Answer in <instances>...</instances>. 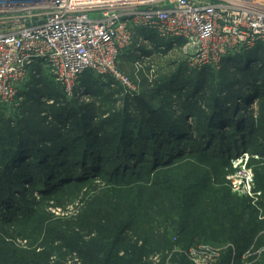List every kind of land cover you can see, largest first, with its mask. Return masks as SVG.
Segmentation results:
<instances>
[{"label":"trees","instance_id":"trees-1","mask_svg":"<svg viewBox=\"0 0 264 264\" xmlns=\"http://www.w3.org/2000/svg\"><path fill=\"white\" fill-rule=\"evenodd\" d=\"M141 35L158 44L164 41L149 33ZM173 43L170 41L168 48ZM251 62L256 66L248 68ZM184 68L169 78L171 85L165 88L169 94L162 96L157 106L150 102L155 96L147 95L150 100L145 101L135 95L128 102V93L121 111L104 109L94 101L62 104L56 100L52 105L45 104V97L59 99L60 94L51 90L49 80L33 76L32 88L19 93L24 101L18 113L5 119L0 112V121L5 125V138L0 145V250L6 248L7 251L2 250L11 259L5 264H50L52 250L41 255V262L34 253L28 254L29 258L25 253L19 255L5 239L12 235L6 232L11 228L23 237H33L35 233L41 237V232L53 225L59 226L57 233H61L56 237L68 247L82 248L84 264H145L149 240L137 238V232L134 236L128 234L133 224L146 225L142 214L145 215L144 206L152 192L172 200L163 213L165 221L175 227L168 235L180 238L198 205L202 210L195 216V223L209 212L221 215L224 206L232 214L228 219L233 226L231 236L239 232L235 236L237 246L245 247L248 240L243 242L244 239L262 232L258 241L264 246V227L256 210L247 199L212 185L221 187L227 181L221 175L219 183L213 182L221 164L211 162L214 159L227 166L232 158L249 151L257 138L264 145V119H254L264 107V46L227 56L219 69L207 67L195 71L192 78L185 75L187 67ZM32 69L36 75L44 70L40 65ZM212 74L221 77L218 88L213 85L214 80L208 82ZM101 78L85 73L76 93L86 91L94 99L101 97ZM177 91L178 103L184 106L180 116L171 110L170 94ZM196 92H200L199 96H194ZM251 101L256 106L255 116H238L239 107L247 109ZM196 117L200 121L194 123ZM228 128L231 130L225 131ZM29 158L34 160L28 161ZM185 165L187 171H183ZM263 169L258 166L255 171L264 182ZM77 187L87 188V194L92 196L78 223L54 222L47 212L49 202ZM262 187L264 190V184ZM209 200L217 202L216 209L211 208ZM227 213L223 212L225 219ZM245 216H250L254 225L245 222L243 230ZM236 219L241 228L236 226ZM199 230L205 243L217 242L211 222ZM81 231H87V235ZM52 233L49 231V236ZM87 236L92 238L87 241ZM227 260L226 257L224 263Z\"/></svg>","mask_w":264,"mask_h":264},{"label":"built area","instance_id":"built-area-1","mask_svg":"<svg viewBox=\"0 0 264 264\" xmlns=\"http://www.w3.org/2000/svg\"><path fill=\"white\" fill-rule=\"evenodd\" d=\"M263 27L264 0H0V102H15L36 65L68 97L81 94L87 72L119 80L133 94L118 66L137 39L139 47L150 43L141 34L173 41L200 72L264 46ZM248 160L246 153L238 159L232 189L255 198Z\"/></svg>","mask_w":264,"mask_h":264},{"label":"rangeland","instance_id":"rangeland-1","mask_svg":"<svg viewBox=\"0 0 264 264\" xmlns=\"http://www.w3.org/2000/svg\"><path fill=\"white\" fill-rule=\"evenodd\" d=\"M138 43H140V41L137 39L135 41L136 45L133 46L131 50H129V52L121 58L120 64L118 66L119 72L130 80V83L132 84L131 89L134 90L132 91L133 94H130L131 96H129L130 98L127 101L132 102V98H134L135 95V97L141 96L143 100L148 101L150 98H148L147 95H151L155 96L156 99H151L150 102L153 103V106H157L160 98L169 94L165 88L171 85L169 78L172 77V75L185 70L184 66L187 67V72L185 75L189 78L194 77L195 71L189 68V65L186 61V56L181 48L174 47L175 44L168 48L170 41H162L161 44L150 41L148 45L142 44L140 47L137 45ZM254 66H256V63L251 62L249 63L248 68H253ZM213 69L217 70L218 68ZM33 76L49 80L48 84L51 90L60 94L59 99L49 98L48 96L43 99L42 102L51 105L56 100L62 104L64 101V104H70L76 100L81 104L94 101L97 106H102L104 109L109 108L111 110L121 111L125 106L124 102H126L125 96L127 93L125 90L129 89L119 80L112 79L113 81L110 82V79L107 80V78H101L99 80L100 84L98 83V87L102 90L101 97L94 99L90 93L85 91L84 93L81 92L79 95L76 94L74 97H68L65 95L64 98L63 95L65 92H62L64 89L58 83H56L51 72L44 68L42 73L38 75H36V72L32 71L31 74L26 78V82H24L25 84L21 91L32 88L31 86ZM209 76L211 78L208 79V82L210 83L211 80H214L213 85L218 88L221 77L217 74H212ZM163 89L165 93L162 91ZM178 92L179 91L172 92V94H170L171 100L173 101L171 110L172 112L175 111L177 116H180L184 106H182L181 103H178L179 97L176 95ZM199 93L200 92H196L194 96H199ZM23 101V98L18 97L15 102L11 104H2L0 102V112L3 118H11L14 113H18V107ZM202 109H204L206 113L209 112L205 105H202ZM50 110L52 111L53 109ZM189 110L193 111V108ZM198 113L199 112H197V114ZM236 113H238V116L241 114H246L248 118L252 119L256 114V106L253 104L247 109L239 107ZM199 118L200 117L193 118L194 123ZM254 119L255 122L257 119L263 121L264 107L262 108L259 115H257ZM189 121L192 122V119L189 118ZM4 127V123L0 121V145L1 139L5 138L3 136ZM226 130L229 131L231 128L225 129V131ZM257 140L258 141L250 146L249 151L243 152L249 157L247 168L252 170L254 176V187L256 192L255 198L241 195L234 192L232 189V181L235 180L234 176H237L240 172V167L236 168L235 165L243 153L232 158L227 166L220 161L210 158L211 162H215L218 165L221 164L219 165L220 173L218 176H214L215 179L213 182L219 183L221 175H225V179L227 181V183H224L221 187L217 186V184L214 185L213 183L212 185L216 186L217 188H227L230 190L233 196L250 201L251 207L257 212L258 221L262 222L264 227V190L262 189L264 182L260 180V176L257 175V172L255 171L258 166H264V145H262L263 141H261V139L257 138ZM33 160L34 159L32 158L28 159V161ZM188 169V166L185 165L183 171H187ZM261 174L262 178H264V169L261 171ZM65 192L66 194L61 198H56L49 202L47 212L52 215L54 222H58L57 220H61L63 222L76 220L75 222L78 223V219L85 212L86 205L90 200L89 198L92 199V196L87 194L89 192L87 188H70ZM38 196L40 197L39 194H37V197ZM207 196L208 194L206 193L203 197L204 202ZM170 201H172L170 198L164 197L163 195L160 196L158 193L152 192L144 206L145 215L142 214V218L144 222H146V225L139 226L137 224H133L132 230L128 234L129 236H134V234L137 232L138 235H136V237L138 236L139 238H142L141 240H145L146 238L149 240V247H147L145 254L146 256L143 258V262L145 264H223L226 257L228 260L227 263L224 264H264V246L258 241L263 232L255 236V238L244 239L243 242L248 240V244H244L245 247L243 248L238 247L237 245L239 243L237 242V237L235 236H237L239 232L237 234L235 233L236 235L234 237L231 236L233 226L229 223L228 219L232 216V214H228L225 211L224 206H222V210H220L221 215H218V213L209 212L206 215V218L202 217L198 222L195 223L193 222L195 216L202 210V208H200L198 205L194 213L190 216L189 226L180 235V238L174 237L171 234L168 235V232H172L175 228H173L171 223H167L165 221V216L163 215V213H166V209L171 206L172 202L170 203ZM210 203L213 204L211 208L213 210L216 209L214 206H217V202L211 201ZM223 212L227 213L226 219ZM209 222H211L212 226L215 227V236H217V242L205 243L204 240L206 238L202 239L199 236V228H207L209 226ZM245 222H249V224L254 225V221H250V216H245L243 219V230L246 228ZM235 224H237V227L239 226V228H241L237 219L235 220ZM58 230L59 226L53 225L48 231L41 232V237L39 235H35L37 233L33 234V237H23L18 235L21 234L20 232H14V228H11L9 232H6L12 233V235L6 236L5 234V241L7 244H9L8 246H12L15 250H17L19 255L20 252L25 253L26 258H29L28 254L32 255L34 253L35 255L39 256V259L42 262L44 258L41 255L48 253L49 250H52L53 253L50 256V264H84L80 254L82 248L68 247L65 242L56 237L60 236L61 233H57ZM49 231L53 232L50 236L48 234ZM76 231H78V229ZM80 233L87 235V231H81ZM163 234L165 237H163ZM136 237L133 239V241H135ZM228 237L233 239H229ZM90 238H92V236H87V239L85 240L89 241ZM218 245L220 246L218 247ZM239 246H241V243ZM2 249L3 247L0 250V264L9 263V261H11L10 255L3 251H7L6 248L3 250ZM239 251L243 252L238 256Z\"/></svg>","mask_w":264,"mask_h":264},{"label":"water","instance_id":"water-1","mask_svg":"<svg viewBox=\"0 0 264 264\" xmlns=\"http://www.w3.org/2000/svg\"><path fill=\"white\" fill-rule=\"evenodd\" d=\"M253 103H254V101L249 102L247 107L251 106Z\"/></svg>","mask_w":264,"mask_h":264},{"label":"bare ground","instance_id":"bare-ground-1","mask_svg":"<svg viewBox=\"0 0 264 264\" xmlns=\"http://www.w3.org/2000/svg\"><path fill=\"white\" fill-rule=\"evenodd\" d=\"M256 1H258V0H256ZM257 6V5H256ZM260 6H263V5H260ZM263 30H264V27H263Z\"/></svg>","mask_w":264,"mask_h":264}]
</instances>
